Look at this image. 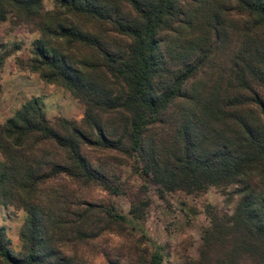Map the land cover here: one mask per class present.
<instances>
[{"label": "trees", "instance_id": "1", "mask_svg": "<svg viewBox=\"0 0 264 264\" xmlns=\"http://www.w3.org/2000/svg\"><path fill=\"white\" fill-rule=\"evenodd\" d=\"M52 2L0 0V23L40 33L25 68L84 116L52 123L33 97L0 124V205L25 214L18 253L0 228V264H86L68 248L141 231L148 199L128 218L81 195L125 196V168L143 195H233L229 215L206 207L199 263L264 264V0Z\"/></svg>", "mask_w": 264, "mask_h": 264}, {"label": "rangeland", "instance_id": "2", "mask_svg": "<svg viewBox=\"0 0 264 264\" xmlns=\"http://www.w3.org/2000/svg\"><path fill=\"white\" fill-rule=\"evenodd\" d=\"M42 5L44 12L53 10L52 0H42ZM39 36L33 27L16 25L12 20L0 23V54L6 55L0 68V124L33 97L40 98L46 118L52 123L59 118L76 123L83 119L85 108L81 102L67 90L45 84L38 74L25 68L24 63L31 57L32 43ZM96 156L98 154L90 157ZM119 176L127 193L125 196L110 195L97 186L82 190L81 195L95 205L112 206L128 218L138 197L148 199L144 221L136 225L141 231L112 228L87 246L68 248L67 252L77 251L86 264H200L202 235L209 225L206 207L229 215L237 200L215 187L200 195L176 192L160 198L157 187L147 184V193L143 195L142 181L129 169H122ZM24 218L22 210L0 205V228L4 229L13 253L21 250L19 232ZM153 255L160 261L153 260Z\"/></svg>", "mask_w": 264, "mask_h": 264}]
</instances>
